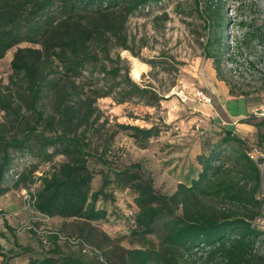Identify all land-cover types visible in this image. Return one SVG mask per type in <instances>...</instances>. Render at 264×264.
Instances as JSON below:
<instances>
[{"label":"trees","instance_id":"16d2710c","mask_svg":"<svg viewBox=\"0 0 264 264\" xmlns=\"http://www.w3.org/2000/svg\"><path fill=\"white\" fill-rule=\"evenodd\" d=\"M163 1L0 0V59L17 46L10 82L20 97V102H15L11 86L6 87L8 91L0 87V110L5 113V120H0V183L15 178L13 187H18L27 179L13 164L12 149L35 157L34 167L50 163V170L38 178L41 186L32 194V209L61 218L62 226L71 227L80 237L98 245L104 241L98 235L107 237L95 222L108 217L110 193L105 186L109 176L106 172L102 186L94 189L92 181L97 170L90 166L89 157L110 169L113 161L92 148L91 138L105 127L100 122L97 101L105 97L118 103L145 99L151 91L137 84L119 65L121 58L111 56V46L116 42L135 53L125 23L129 17L149 12ZM194 3L204 22L212 23L200 44L202 56L213 60L218 77L226 81L223 60L229 43L222 0ZM24 41L39 47L18 46ZM256 125L264 127V115ZM119 127L131 130L130 135L142 148L160 133L157 126ZM115 135L113 131L105 141V151ZM260 135L264 139V134ZM249 147L244 137L225 127L221 140L208 153L197 156L202 165L198 178L190 184L180 182L171 194L158 191L153 176L139 163L113 170L118 186L136 192L135 231L148 243L144 235L160 233V250L152 245L127 249L118 264H178L180 258L197 251L205 253L204 264H264V249L256 248L260 241L264 242V229L254 223L262 213L258 198L262 175L247 154ZM229 148L235 150L234 162L241 175L237 179L224 177L225 165L216 164ZM58 156L66 159L55 162ZM249 182L252 186H248ZM11 189L0 184V196ZM201 196L217 204L227 200L232 207L200 202ZM0 256V264H10L14 252L0 247ZM27 264L92 263L80 255L51 248Z\"/></svg>","mask_w":264,"mask_h":264},{"label":"rangeland","instance_id":"374dc122","mask_svg":"<svg viewBox=\"0 0 264 264\" xmlns=\"http://www.w3.org/2000/svg\"><path fill=\"white\" fill-rule=\"evenodd\" d=\"M222 5L229 43L223 60L227 82L218 77L213 60L202 56L200 44L207 35L208 24L212 23L204 22L194 0H164L149 12L129 17L125 23L126 32L135 53L112 43L111 56L115 59L120 56L119 65L137 84L151 91L145 99L118 103L112 97H105L97 101L101 109L100 122L105 127L91 138L92 148L104 152L107 159L113 161L110 169L89 157L90 166L97 170L92 181L94 189L102 186L106 172L109 176L105 186L110 193L106 204L108 217L95 222L107 235H98L104 240L101 245L80 237L71 227L62 226L61 218L48 217L32 209V194L41 186L38 178L50 170L51 164L39 163L34 167L35 157L12 149V162L27 179L18 187H13L15 178L0 183L12 187L0 196V247L5 252H14L10 264H27L51 248H59L63 254L80 255L92 264H105L99 254L91 252L94 248L113 250L103 252L107 264L120 263L119 258L127 249L152 245L160 250V233L144 235L148 243L135 231L138 227L130 219L129 212L136 203V192L130 187L118 186L113 170L139 163L153 176L158 191L171 194L180 182L190 184L198 178L202 165L197 156L204 151L208 153L210 147L221 140L223 129L230 128L229 121H244L242 136L247 145L263 147L264 139L260 134H264V127L257 126L256 122L263 117L260 112H264V0H222ZM18 46L39 47L28 41ZM16 49L17 46L8 50L0 59V87L8 91L6 87L10 85L15 102H20L16 87L10 82L11 61ZM135 59L144 63L139 78L132 73ZM197 89L211 96L212 102L197 99ZM0 120H5L1 110ZM119 124L157 126L160 133L142 148L130 135L132 131L121 129ZM113 131L116 135L105 151L104 143ZM235 155V150L229 148L221 161H217L216 164L225 165L224 177L237 179L241 176L234 162ZM65 159L58 156L55 162ZM200 198V202L220 208L232 207L227 200L217 204L208 196ZM259 226L264 229V220ZM77 239L82 242H76ZM256 248L264 249V242L260 241ZM197 252L180 258L178 264H204L205 253Z\"/></svg>","mask_w":264,"mask_h":264},{"label":"built area","instance_id":"2783aa9c","mask_svg":"<svg viewBox=\"0 0 264 264\" xmlns=\"http://www.w3.org/2000/svg\"><path fill=\"white\" fill-rule=\"evenodd\" d=\"M195 96L197 99L202 100L205 103H211L212 102V97L209 96L208 94H206L203 90L201 89H197L195 91ZM261 115H264V112H260ZM247 154L249 155V157L257 164V166L259 167V170L261 172L262 175V188L260 190V192L258 193V198L262 201V213L261 216L255 220V224H259V222H261V220H264L263 214H264V147H257V146H253L252 148H249L247 150ZM130 215V219L132 220L133 223H135V210L134 208H132V210L129 212ZM76 242H82L81 239H77ZM86 250V249H85ZM91 252H93L94 254H99L101 257V261H104L105 264H107V262H105L103 255L101 254V251L97 248H94L93 250H91ZM102 255V256H101Z\"/></svg>","mask_w":264,"mask_h":264},{"label":"crops","instance_id":"0c3cea01","mask_svg":"<svg viewBox=\"0 0 264 264\" xmlns=\"http://www.w3.org/2000/svg\"><path fill=\"white\" fill-rule=\"evenodd\" d=\"M241 115V114H239ZM263 116V115H262ZM228 125L230 126L229 129H233L237 134H239L241 137H244L242 136L243 134L242 133H245L243 132L245 130V128L243 127V125H245V123L243 122H240V121H229L228 122ZM253 126V125H251ZM263 127V126H262ZM22 247V246H21Z\"/></svg>","mask_w":264,"mask_h":264},{"label":"bare ground","instance_id":"6f19581e","mask_svg":"<svg viewBox=\"0 0 264 264\" xmlns=\"http://www.w3.org/2000/svg\"><path fill=\"white\" fill-rule=\"evenodd\" d=\"M143 67H144V63H141L140 61L135 59L134 67H133V70H132L133 76L135 78H139L140 77Z\"/></svg>","mask_w":264,"mask_h":264}]
</instances>
